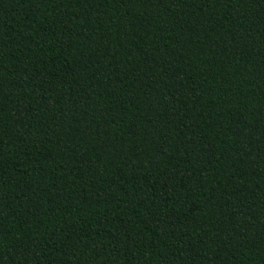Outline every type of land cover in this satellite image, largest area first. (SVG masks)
Wrapping results in <instances>:
<instances>
[{"label": "trees", "instance_id": "1", "mask_svg": "<svg viewBox=\"0 0 264 264\" xmlns=\"http://www.w3.org/2000/svg\"><path fill=\"white\" fill-rule=\"evenodd\" d=\"M0 264H264V0H0Z\"/></svg>", "mask_w": 264, "mask_h": 264}]
</instances>
